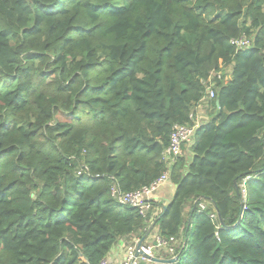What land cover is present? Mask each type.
<instances>
[{"label": "trees", "instance_id": "trees-1", "mask_svg": "<svg viewBox=\"0 0 264 264\" xmlns=\"http://www.w3.org/2000/svg\"><path fill=\"white\" fill-rule=\"evenodd\" d=\"M167 170L145 217L112 194ZM155 227L170 264H264V0H0V264H101Z\"/></svg>", "mask_w": 264, "mask_h": 264}, {"label": "built area", "instance_id": "built-area-1", "mask_svg": "<svg viewBox=\"0 0 264 264\" xmlns=\"http://www.w3.org/2000/svg\"><path fill=\"white\" fill-rule=\"evenodd\" d=\"M232 45H235L238 50L248 47L250 45L249 40L245 38L232 40ZM218 79H223L222 72L216 73ZM208 95L213 98L215 96V82H212V77L209 81L206 82ZM201 124L195 125H175L173 133L171 136L170 145L163 153V159L168 165H172L176 160L182 156L183 147L185 144H192L194 137L196 135L197 129ZM170 179L169 170L165 172L157 181H155L151 186H145L142 189L133 191V192H122L117 185L112 187V194L121 202L125 204H130L134 207H138L140 213L145 217L148 215V212L153 207L152 203V194L153 192L165 181ZM202 209H206V205H201ZM212 218H216V213L210 215ZM139 240L135 241L133 244L127 247V255L125 260L121 264H141L142 261L148 260L147 258L141 256L137 257V243ZM177 241L171 238L166 240L161 238L159 235L154 240L153 243L145 244L143 247L144 251L151 256H158V253L162 252L163 249H167V253L176 257L175 245ZM101 264H115L111 260L105 258L101 261Z\"/></svg>", "mask_w": 264, "mask_h": 264}, {"label": "crops", "instance_id": "crops-1", "mask_svg": "<svg viewBox=\"0 0 264 264\" xmlns=\"http://www.w3.org/2000/svg\"><path fill=\"white\" fill-rule=\"evenodd\" d=\"M204 107L203 104L199 105L198 108ZM198 110V109H197ZM197 115V113H196ZM208 117V116H207ZM209 117L207 118V120ZM206 120V121H207ZM205 121L198 120V117L195 116V124H202ZM189 143L185 144L183 147V154L182 156L186 157L187 159H190L192 157V152L190 149ZM176 186L173 184V182L168 179L163 184H161L152 194V201H154L157 205L162 206V204H168L171 202V200L174 198L175 195ZM154 206L153 215H156L158 212H160L159 206ZM207 205V204H206ZM153 227V226H152ZM158 228H153L151 232L148 234V237L144 241L145 244L153 243L154 240L157 238L158 234ZM135 241L138 240V238L134 239ZM131 241H127L125 239L120 240L115 246L112 248V250L109 252L107 259H110L115 264H121L127 255V247L131 245ZM176 246V245H175ZM164 253H167V249H163L162 252L159 253V255H163ZM171 258H173L171 256Z\"/></svg>", "mask_w": 264, "mask_h": 264}, {"label": "water", "instance_id": "water-1", "mask_svg": "<svg viewBox=\"0 0 264 264\" xmlns=\"http://www.w3.org/2000/svg\"><path fill=\"white\" fill-rule=\"evenodd\" d=\"M217 104L219 105V101H217ZM150 232L151 231H149L148 234ZM144 241H145V238H142L137 243V252H136L137 257L143 256L150 261H154V262H158V263H164V264H170V263H174L177 261L178 256L173 257V258H169V259H163V258H159V257H155V256H151V255L147 254L143 249V247L145 246Z\"/></svg>", "mask_w": 264, "mask_h": 264}, {"label": "rangeland", "instance_id": "rangeland-1", "mask_svg": "<svg viewBox=\"0 0 264 264\" xmlns=\"http://www.w3.org/2000/svg\"><path fill=\"white\" fill-rule=\"evenodd\" d=\"M222 74L223 75H226L227 77H230V74H231L230 67L224 68ZM203 105H204V107H202V108H198V106H197V108H195L196 109V112H197L196 117H198V120H200V121H202V120L203 121H206L207 118H208L207 117L208 116V113L210 111L209 105L207 104V101L206 100L203 102Z\"/></svg>", "mask_w": 264, "mask_h": 264}]
</instances>
